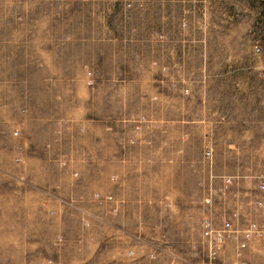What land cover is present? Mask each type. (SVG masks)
Instances as JSON below:
<instances>
[{
	"label": "rangeland",
	"instance_id": "374dc122",
	"mask_svg": "<svg viewBox=\"0 0 264 264\" xmlns=\"http://www.w3.org/2000/svg\"><path fill=\"white\" fill-rule=\"evenodd\" d=\"M0 264H264V0H0Z\"/></svg>",
	"mask_w": 264,
	"mask_h": 264
}]
</instances>
